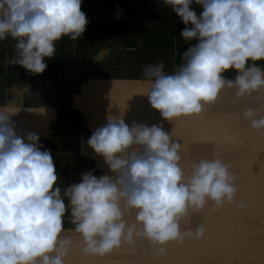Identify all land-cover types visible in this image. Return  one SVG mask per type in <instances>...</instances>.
<instances>
[{
  "label": "clouds",
  "instance_id": "9594fccd",
  "mask_svg": "<svg viewBox=\"0 0 264 264\" xmlns=\"http://www.w3.org/2000/svg\"><path fill=\"white\" fill-rule=\"evenodd\" d=\"M82 0H0V41L11 38L10 60L42 74L64 37L77 41L89 21ZM186 26L188 48L169 73L163 61L147 65L146 96L164 120L200 114L225 90L238 99L264 92V0H162ZM193 4L200 5L197 14ZM234 71L233 78L225 73ZM257 101L262 97L255 96ZM0 111V264H66L74 232L89 255H103L136 238L165 245L201 239L185 222L209 205L236 201L231 167L219 156L200 157L187 168L181 144L162 125L108 119L87 140L111 172H84L64 185L39 135L18 136ZM250 128L264 131V114L242 113ZM43 149V150H42ZM242 207L243 205H238ZM134 216L130 222L128 217ZM73 225L66 229L65 219Z\"/></svg>",
  "mask_w": 264,
  "mask_h": 264
},
{
  "label": "crops",
  "instance_id": "0c3cea01",
  "mask_svg": "<svg viewBox=\"0 0 264 264\" xmlns=\"http://www.w3.org/2000/svg\"><path fill=\"white\" fill-rule=\"evenodd\" d=\"M191 8L202 11L200 5ZM81 11L89 21L86 31L77 41H58L56 56L45 58L48 67L42 74L11 64L15 42L0 41V111L11 115L18 136L39 135L64 185L84 172L106 174L88 138L109 118L142 123L140 112L154 110L146 96L151 86L146 66L163 61L170 73L188 48L179 37L186 26L162 0H82ZM257 63L264 66V61ZM225 75L233 78L235 72ZM257 95L264 100V92ZM185 118L174 122L182 131ZM64 226L73 228L67 218Z\"/></svg>",
  "mask_w": 264,
  "mask_h": 264
},
{
  "label": "rangeland",
  "instance_id": "374dc122",
  "mask_svg": "<svg viewBox=\"0 0 264 264\" xmlns=\"http://www.w3.org/2000/svg\"><path fill=\"white\" fill-rule=\"evenodd\" d=\"M256 95L241 99L235 95H220L200 114L185 118L186 133L179 125H174L181 120H164L155 109L140 112L143 113L142 124L162 125L181 144L186 168L200 157L211 156H219L230 165L238 188L235 203L219 209L209 205L185 222V228L191 227L193 231L198 225H204L203 238L170 242L164 246V254L150 240L136 238L109 253L89 255L83 251L78 235L69 232L74 244L66 264H138L137 260L149 261L147 264H264V131L250 128L242 118L248 107H255L264 114V100L257 101ZM99 160L111 175L103 157ZM133 219L134 216L129 221ZM153 250L154 253H145Z\"/></svg>",
  "mask_w": 264,
  "mask_h": 264
}]
</instances>
